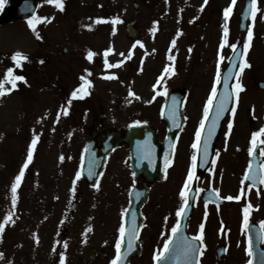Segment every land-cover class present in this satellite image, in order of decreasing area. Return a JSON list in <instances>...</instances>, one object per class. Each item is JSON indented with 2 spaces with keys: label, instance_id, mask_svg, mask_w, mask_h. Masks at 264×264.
Here are the masks:
<instances>
[{
  "label": "rangeland",
  "instance_id": "1",
  "mask_svg": "<svg viewBox=\"0 0 264 264\" xmlns=\"http://www.w3.org/2000/svg\"><path fill=\"white\" fill-rule=\"evenodd\" d=\"M138 1L115 0V15L121 22L115 26L110 23L102 31V25L94 21L98 16L108 17L107 12L99 8L100 4L105 5L109 0H69L65 11L61 13L54 8L56 6L41 0L39 16L48 17L50 21L37 25V31L43 39L37 38L25 19H16L15 22L0 26V78L7 67L14 66L11 60L14 52L21 51L29 57L21 68V75L26 77L27 83L22 82L19 89L0 97V221L9 211L15 213V223L6 226L0 239V264H59L60 254H65V242L71 247L75 243L78 245L77 251L72 250V259L65 257V264H106L109 260L112 250L108 257L103 253L98 257L94 255L95 247L100 246L101 241L105 243L110 240L111 226L117 220L123 198L128 199L127 189L134 178L124 150L119 149L108 160L102 186L100 184L98 188L90 187L80 177L73 193V180L76 173L80 172L85 142L92 137L95 122L101 123L103 113L105 129L118 126L125 128L130 122L137 120L147 122L158 131L163 129L164 122L159 116L140 115L134 110L150 108V103L145 102L150 100L153 93L159 91V86L154 89L153 85L161 70L157 67L162 65L163 59L166 60L167 56L172 55L171 41L174 34L170 31L173 32L180 19L184 20L186 29H194L191 26L190 10L183 12L185 4L189 5L191 0H150L149 5ZM135 3L140 4L138 9L134 8ZM207 12L210 13V8ZM55 16L56 20H53ZM209 16L210 14L207 18ZM130 20H137L139 28L146 32L141 39L146 49L140 50L136 45L127 66L105 69L102 52L104 47L109 45L114 48V52L107 57L112 64L128 57L129 50L133 49L135 41L128 38L126 31V24ZM89 24L92 25L91 29L85 27ZM113 27L116 29L115 34ZM154 27L157 29L155 32L151 31ZM154 35L156 36L153 37ZM89 49L96 53L91 63L86 58ZM120 53H124V56ZM41 60L43 63H40ZM211 63L212 60L207 59L195 67L193 92H200L197 83L206 81L205 73L210 70ZM169 66L172 67V64ZM86 68L93 70L88 77L92 80L88 92L93 89V93L87 101H79L71 93L83 83L80 76L81 71ZM140 68L143 70L139 71ZM112 73L118 75V79L104 78ZM167 81L166 87L170 88L177 83L175 76H170ZM207 81L210 82V78ZM129 88L140 99L130 97ZM69 100L72 101L70 106ZM204 102L202 95L197 97L193 114L187 117L182 131L179 157L182 159L183 154L185 155V165L179 175L180 184L186 179L183 175L190 155L184 152L187 148L185 144L194 141ZM62 106L68 108V115L61 113L57 119ZM124 109L131 110L132 113L125 115ZM104 127L101 128L102 131ZM34 134L39 136L35 149L36 158L33 157L34 165L32 160L25 169L22 183L17 190L18 201L13 209L11 185L26 160L27 149ZM189 151L191 153L190 148ZM61 156L64 157L63 160L60 159ZM227 177L228 175H222L217 183L230 189L235 184ZM174 185L172 181L155 183L150 198L144 205L149 223L144 234L146 245L151 244L149 236L157 225L161 224L156 236H160L165 229L162 221L177 202L176 194L171 196L173 192L167 190V187L172 189ZM77 198L79 207L71 217L69 209ZM261 198H264V188L259 191L258 197L252 198V218L264 216V206H260ZM241 205L228 202L225 209L223 218L228 221L229 240L230 233L237 229ZM201 213V208L194 211V228ZM85 216L94 224L91 231L86 225ZM84 225V233H80L78 237V232ZM217 226L218 220L214 218L211 238L208 240L210 251L205 264L240 263L245 259L242 246L232 240L239 238L238 235L231 237L229 243L226 241L230 252L221 259L218 258L217 247L225 241L216 235ZM88 236L91 237V242ZM36 237L39 238L38 243ZM113 243L114 238H111L112 246ZM112 246L110 245L111 248ZM75 255L80 256L74 257ZM145 263L150 264V255L145 261L143 257L140 261L135 260V264Z\"/></svg>",
  "mask_w": 264,
  "mask_h": 264
},
{
  "label": "flooded vegetation",
  "instance_id": "2",
  "mask_svg": "<svg viewBox=\"0 0 264 264\" xmlns=\"http://www.w3.org/2000/svg\"><path fill=\"white\" fill-rule=\"evenodd\" d=\"M37 1L39 6L42 5L41 0H37ZM138 2H141L143 5H149L150 0H139ZM229 3L230 0H208L207 4L204 3V0H191V3L189 5L185 4V7L183 8V12H186L187 9L190 10L191 26H194V29H192L191 31L190 29H186L184 27V20L180 19L179 24H177L175 29H173V32L171 30V32L174 34V38L176 39V44L175 47L171 48L172 56H175V61H171L172 69H174V74L170 76H175L177 79V83L172 88L166 87V85H168L167 79L170 76L164 74V78L161 81V84L159 85L160 94L157 95V93H153L152 96L150 97V100H148V101H152L149 104L150 108L147 109L144 108L140 110L136 108L134 112L136 114L138 112V114L140 115H147V116H152V114H155L160 117L162 115L163 108L165 107L164 105L166 103V98H167L166 94L164 93L165 88L188 90L186 94V98L183 100L182 103V111L185 117L191 116V114H193L195 103L197 101L198 96L200 95L203 96L205 101L204 102V106H205V104L207 103L208 96L211 93V88L215 81L217 62L219 59L218 54L223 55L225 57V59L222 62H220V71L222 77L225 73H227L230 65L232 64V61L228 59L229 57L236 60L237 62L236 66L232 64L234 68L233 73L238 71L239 58L236 56V53L230 47V44L233 43L237 44L236 51L242 52L244 41L247 38V28L249 26L252 27L254 35L251 41L250 49L248 50L246 55V59L250 62L251 67L246 68L242 73V76L240 77V82L243 84L244 90L239 92L238 97L236 96L235 93H233L232 103L230 104L229 101L228 104V106H230V109L232 107H235L236 109L235 115H233L232 112L229 111L228 115L226 116L223 122L218 138L212 147V153H211L212 157L209 160V163L207 165L208 167L205 168L204 171L198 172L197 163H196L195 176L197 177V179L190 181L188 187L189 189L193 184V182L196 180L197 190L198 189L201 190L198 191L197 208L204 209L205 212L200 216V219L197 223L200 225L202 223L203 217L208 215L207 224L204 227V242L207 243L208 240L211 238L212 224L215 218L216 221L218 220L216 235L220 239L225 241V243H220L218 245L217 252H218V248L221 245L222 246L224 245L225 247L227 245L229 246L228 243L231 240V237L238 235L239 238L232 240L234 241L236 240L237 245L242 246V255L244 256L246 261L245 249L246 247H248V241H249L248 227L244 228L243 221L239 220L237 229L234 231V233L233 231L230 233V240L228 239L229 225H228V221H226V218L225 219L223 218L228 202L227 200L222 199V197H226L228 195L235 196L241 194V188L244 187L245 193L242 195L241 200L250 199V201L253 203L252 198H254V196L258 197L257 189H259L260 191L262 188H264V184H260L258 182L255 187L249 190L247 186L251 183L250 180H245L243 186L241 184L242 179H244V173L248 169L250 161L252 164V169L257 172L261 171L260 166L264 165V156L260 154L259 147L254 150L252 155H250L248 151L249 148L251 147L250 140H251L252 132L257 131L262 126H264V0H258L257 6L260 8V11L257 12L254 22L251 18V15L247 11L249 6V0H236V4L233 7L232 14L227 22L229 27V35H228L229 43L225 45L223 49H221L220 44L223 37L222 25L225 22L223 18V10L225 7L229 5ZM115 5H116L115 0H109V6L105 9H102V10H108L109 20L108 22L99 23L100 25H102L101 31L108 27V25L111 23V20L113 18H116L114 11ZM139 5H140L139 3H135L133 6L135 9H138ZM208 8H210V13L207 12ZM208 14H210L209 18H207ZM34 15H39V13L36 12V14ZM131 21H134L135 27L138 33L140 34V37L138 39H140L139 41L142 42L143 47L138 45L139 49L145 50L146 49L145 44L141 39L145 37L146 32L139 28L137 20H130L129 22ZM212 26H214V28ZM178 31L181 32V35L179 36L176 35ZM138 39L131 41L136 42ZM148 43L149 41H147V45ZM109 47L111 46L108 45V47L106 48L104 47V48L107 49ZM158 53L160 54L159 50ZM207 59L208 60L211 59L212 63L209 65L210 70L207 73H205L204 79L206 81L202 83H197L200 92L198 93L193 92L192 87L194 85L193 76L195 74V67ZM122 60L124 61V63L120 66V68L127 66L129 62V59H127V57L122 58ZM164 68L165 67L163 66V64L161 66L159 64L157 69L159 70L161 69V70L157 74V78L161 77ZM206 74H208V77L206 76ZM208 78H210V82L207 81ZM234 83H235V77L230 81L231 89ZM221 85H222V80L221 83L217 85L218 92L220 90ZM154 96L155 99L153 100ZM214 102H213V106H214ZM141 105L143 106V104ZM213 106L209 112V115L213 112ZM203 109L200 113L201 115L203 114ZM124 113L125 115H130L132 111L128 109H124ZM101 116L105 117V114L103 113ZM103 120L104 118L101 120V123L95 122L94 124L95 129L92 131L91 134L92 139H94V141L98 144L103 142L105 133L110 130V129H105V127L103 126L104 124ZM229 121L232 122V128L230 132L228 129ZM102 127H104V131L101 130ZM156 132L160 144L163 143L167 135L166 126H165V130H160V131L156 130ZM226 133H228L227 136L225 135ZM180 144L181 143L178 142V146H180ZM192 144H193L192 142H190L189 144H185L187 148L184 149V152L186 154H190L191 156L194 153L197 155L198 149H193ZM121 146L122 147H120V149L124 150L125 156H127L128 154V159L130 160L132 155V148L130 147V145L127 144H123ZM189 148L191 149V153L189 151ZM116 151L119 150L117 149ZM133 151H135V149H133ZM217 152L220 153L218 157L216 156ZM146 154L148 156L150 155L157 156L156 164L159 165L158 166L159 170H161L162 165L163 166L165 165L166 156L169 159V163H168L169 165L166 167L165 170H163L162 173L159 172L158 176H154L155 175L154 174L150 178L148 176H135L133 172H131L134 180L133 183L127 189L128 199L127 200L126 198L124 199V210L127 209L128 212L129 210H131L133 203L135 204L140 203L141 204L140 210L142 217L140 216L139 218L140 221L139 219L135 220V224L138 230V239H136V242L138 244V249L136 250V248L133 247V250L128 253L127 256V258H129L128 264H135V260L140 261L142 257L145 261L148 258V255L151 254L150 248L154 246L162 236H165L164 231L161 233L160 236H156V232L161 224L159 226L157 225L152 235L149 236L151 238L150 241L151 244L149 245L145 244L146 241L144 238V234L146 230V225L148 224L149 226V223L147 222L148 216L146 214L145 206H144L145 201H141V196L144 195L142 200H146L147 197L149 199L152 192V188L155 183L160 184L167 181L168 182L172 181V183H174L175 185L172 187V189L170 187H167L168 189L167 188L166 189L170 191L172 190L173 193L170 194V192L168 193L167 190L166 192L171 196H174L176 194L177 202L172 207L173 216H175V212H176L175 210H177V208H179L181 205V198L179 196V192L181 190L179 175L181 170L184 169L183 163L185 160L180 159V157L176 153L173 154L169 150H166L164 147H159L158 150L154 148L148 151ZM160 158L162 162L160 161ZM213 160L216 161L214 165L212 163ZM191 163L192 161L189 162V165L187 166L188 169L191 167ZM222 175L225 176L228 175L227 178L235 185H233L230 189H227L224 185L218 184L217 181L221 178ZM32 176H34L33 173ZM235 179H237V182H235ZM87 184L89 185V183ZM119 184L120 183L117 180V185ZM213 188L219 189V197L212 196V198L209 199V196L212 195L211 190ZM135 189H141V190H138V192H136V194L132 199L131 192ZM188 189L186 191H188ZM233 190H235L234 193L232 192ZM138 193H139V198H137ZM205 195L207 196L206 200L208 201L207 207L205 206L206 200L204 201ZM125 197H126V191H125ZM263 199L264 198L260 199V206L262 207L264 206ZM78 207H79V199L77 198L71 204L69 209L70 211H72L71 217L74 216ZM252 219L253 220H250V223H255L261 226L260 222L264 221V216H259L258 219H255V217H253ZM88 221L89 219L87 218L85 222L86 225L88 226V229H90L91 231L94 228V224L92 221L89 222ZM68 223L69 221H67V224ZM121 223L122 222L120 220H116L113 222L111 226L112 229L111 238H114L113 246L111 244V238H110V240L107 241L106 243H103L102 241L99 247H95L96 249L94 255L98 257L101 255V253L105 254L108 257L109 253L112 250V254L109 260L107 261V263H109L116 254L115 242L119 235L118 229ZM129 225H130L129 228H131L132 221H129ZM84 228L85 225L78 232V237L80 236V233L81 235H83ZM198 231H199V227L196 226V228H194V224L192 225L191 222L190 232L196 235ZM87 238L91 242V237L88 236ZM125 239L127 240V235ZM155 239L156 241L154 242ZM226 241L228 243H226ZM110 245L112 246V248L110 247ZM83 248H85V245L83 246ZM73 249L74 251L78 250V245L76 243L74 247L68 245L66 249L64 248L66 254L65 257L72 259ZM80 255H75L74 257H78ZM248 258L249 256L247 255V261Z\"/></svg>",
  "mask_w": 264,
  "mask_h": 264
},
{
  "label": "snow or ice",
  "instance_id": "3",
  "mask_svg": "<svg viewBox=\"0 0 264 264\" xmlns=\"http://www.w3.org/2000/svg\"><path fill=\"white\" fill-rule=\"evenodd\" d=\"M7 0H0V9H3V7L5 6ZM46 2L48 4H53L55 5L59 10L63 11L64 10V0H46ZM208 0H204V3L207 4ZM236 4V0H230V3L227 7L224 8L223 10V18H224V24L222 25L223 27V37L221 40V44H220V48L223 49V47L225 45H227L228 42V35H229V27H228V20L232 14L233 11V7ZM258 5V0H249V6H248V13L251 15V18L253 20V22L255 21L256 18V14L257 12L260 11V8L257 6ZM203 7V6H202ZM54 18V17H53ZM195 19V18H194ZM42 22H50L48 17H41L39 15H33L31 17L28 18L27 23L29 28L36 34L38 39H43L39 32L36 31L37 29V25L42 23ZM95 23H101V22H107L104 18H96V20L94 21ZM121 22L119 17L113 18L111 20V23L115 26V24ZM158 22H154V24H156ZM85 27H88L89 29H91L92 25H86ZM115 27H113V34H115ZM151 31L155 32L157 31V29L154 27L153 29H151ZM177 36L181 35V32L178 31ZM253 29L251 26H249L247 28V38L244 41L243 44V51L242 52H237V44L233 43L230 44V47L233 49V51L236 53V56L239 58V64H238V71H236L235 73H233L232 68L230 67L227 71V74L224 75L223 77L221 76V71H220V62H222L225 57L223 55H219V59L217 62V71H216V76H215V81L213 83V86L211 88V93L208 96L207 99V103L204 106L203 109V118L200 120L199 122V128L197 129L196 133H195V142L192 144V148L193 149H198L199 147V143L201 141V136H202V131L205 128V124L207 119L209 118V112L212 109L213 106V102L214 99L217 97L218 94V89H217V85H219L221 83V80L223 79L224 82V92L223 94L220 95L219 98V103H217L215 105V116L212 118V122L211 125L208 127V138L210 139L212 137V135L215 132L217 123L220 119V117L224 114L225 111L229 110L228 109V104L229 101L233 98V93L236 94V96L238 97L239 92L244 90V86L243 84L240 82V77L242 76V73L244 72V70L246 68L251 67L250 62L246 59V55L248 50L250 49L251 46V41L253 39ZM176 44V39L174 38L171 41V45L174 47ZM136 45H140L141 47H143L142 42L137 40L134 44H133V49L136 47ZM171 51V49H170ZM114 52V48L113 47H109L104 51V67L105 69H112L114 67H120L124 61H118L115 64L109 63L107 57L110 53ZM96 55V53H94V51H92L91 49H89L86 53V58L92 62L94 56ZM120 55L123 57L124 53H120ZM132 55V50H129V55L127 57V59H130ZM29 59L28 55L26 53H23L21 51H16L12 54L11 56V60L14 62V66H10L7 67L4 71L3 77L0 78V97L4 96L5 94L11 93L13 90L17 89L18 87V82H24L27 83L26 77L20 74H16V69L17 68H22L23 62L27 61ZM168 59L170 61H175V56L169 55ZM229 60L232 61V64L234 66H236V60L232 59L231 57L228 58ZM40 63H43V60L40 61ZM143 69L140 68L139 71H142ZM84 73L86 75H81L80 79L81 81H83V83H81L75 90L72 91L71 96L73 98H77L78 94L80 99H83L85 96H87L89 94L88 89L92 86V81L90 79H88L89 76H91V71L90 69H84ZM164 74L167 75H172L174 74V69H172L171 66L166 65L164 68V71L161 75L160 78L157 79L156 83L153 85V88L155 89L157 87V85L161 84V81L164 78ZM235 77V83L232 85V89L231 91L229 90V86H228V81L232 80ZM104 78L106 79H118V76L115 73H112L111 75H105ZM6 85H10V87H6ZM164 93H167V89H164ZM160 93L157 92V95H159ZM129 96L130 97H134L136 99H140V97L131 90V88H129ZM155 99V96L153 97V100ZM71 100L68 101V106L71 105ZM131 102V101H129ZM152 101H146V103H151ZM175 110L173 109V112ZM230 111L232 112L233 115H235V107H232L230 109ZM61 113L63 115H68V108L62 106L61 108V112H58L57 114V119H59V116L61 115ZM135 124H140V121H135ZM232 128V122L229 121L228 124V129L229 132ZM226 136L228 135V133L225 134ZM39 140V136L38 135H33L32 141L30 143V145L28 146L27 149V157L26 160L24 161L22 167L19 170L18 175H16L14 182L11 185V204L13 209L15 208L17 201H18V195H17V190L20 186V184L22 183L23 177L25 175V169L28 168V165L32 162L33 160V154L34 151L36 149V145L37 142ZM251 147L249 148V154L252 155L254 150L257 149L258 147L260 148V154L262 156H264V126H262L259 130L252 132L251 134ZM208 155V140L204 141V157H205V162L206 158ZM220 155L219 152L216 153V156L218 157ZM61 160L64 159L63 156L60 157ZM191 167L188 170L187 173V177L184 181V186L183 188L180 190L179 192V196L182 200V204L179 208H177L175 215L176 217H182L186 211L188 210L189 207V193L188 191H186L189 187V182L193 181L194 179H197V177L195 176V169H196V162H197V155L194 153L191 157ZM215 160L212 161L213 165L215 164ZM169 163V159L166 156L165 157V166L167 167ZM261 171L257 172L254 171L252 169V164L251 161L249 162V166L248 169L245 171L244 173V179H242L241 184L242 186L244 185V181L245 180H250L251 183L247 186V188L249 190H251L253 187H255L257 185V183L259 182L260 184H264V165L260 166ZM93 173L91 172V169L89 171V175H92ZM81 177V173L78 171L76 173V177L73 180V187L71 189V191L73 193H75L76 191V181L79 180ZM94 187H98V185H93ZM197 191H201L200 189H198ZM212 195L209 196V199L212 198V196H216L219 197V189L213 188L211 190ZM245 193V188L242 187L241 188V194L232 196V195H228L226 197H222V199L228 200V201H240L242 198V195ZM257 194L259 195V189H257ZM137 198H139V193L137 194ZM207 203L208 201H205V206L207 207ZM253 205L251 204V202L249 201L242 209L243 211V227L247 228L249 226V214L250 211L253 209ZM124 212H127V209L123 210ZM15 213L13 211H9L2 219V221H0V239H2V234L5 231L6 226L11 223L14 224L15 220L13 219ZM123 218V217H122ZM165 220H167V217H165ZM261 224V231L258 235V239L264 241V221L260 222ZM204 223H201L199 225V231L196 235L192 236L191 238H189L188 236H185L181 233V224H180V220L178 219L176 221V223L172 226L171 228V235L168 236V238L164 241L163 244V249L160 250L158 249L153 256V260L156 262V264H160V261L162 259H165V255L166 253L169 252L170 250V246L173 243L174 238L180 234V241L181 243L179 244V251L177 252V257L178 259H182L183 264H200V256L203 255V251L202 248L206 247L204 245ZM90 230V229H89ZM119 235L118 238L115 242V256L114 258L110 261V264H124V260L127 258L128 253L131 252L133 250V246H134V241L136 239H138V230L135 224V213H133V220H132V226L131 228L126 229L125 224L122 222L119 226L118 229ZM127 235V250L122 251V246L124 244V240H125V236ZM37 243L39 242V238L36 237ZM106 243V242H105ZM64 248L66 249L68 247L67 242L64 243ZM223 251H227V249H223ZM246 252L247 255L249 257H252L254 255L253 250H252V240L251 237H249V241H248V247L246 248ZM2 255V254H0ZM262 255H264V253H262ZM59 264H65V256L64 253L60 254V261ZM246 264H253V260L249 259ZM261 264H264V260L261 261Z\"/></svg>",
  "mask_w": 264,
  "mask_h": 264
},
{
  "label": "water",
  "instance_id": "4",
  "mask_svg": "<svg viewBox=\"0 0 264 264\" xmlns=\"http://www.w3.org/2000/svg\"><path fill=\"white\" fill-rule=\"evenodd\" d=\"M33 9H34V0H9V3L5 8L3 18L6 21H11V20L15 19L20 14L30 15L33 12ZM223 117H224V114L220 117V119L217 123L216 132H217L218 128L220 127V124H221ZM180 125H182V119L181 118H178L177 126H175V123H172V128L174 129L172 132L173 134L178 131ZM119 136L120 135L119 134L117 135L115 132L109 133L107 135V140L103 143V147L98 149L99 155L102 154V156L98 160V162H100V163L97 165L96 177L98 176L99 173L102 172V170L104 168V164H105L107 154L110 152L111 149H113L122 140L121 138L119 139ZM87 152H88V149H87ZM92 158L94 161L93 155H92Z\"/></svg>",
  "mask_w": 264,
  "mask_h": 264
}]
</instances>
